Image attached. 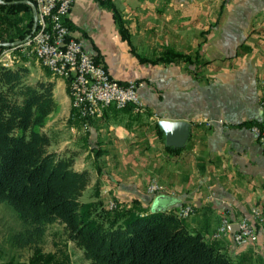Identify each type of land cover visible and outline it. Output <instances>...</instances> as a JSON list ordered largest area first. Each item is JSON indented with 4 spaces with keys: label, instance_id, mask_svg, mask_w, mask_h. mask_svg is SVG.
<instances>
[{
    "label": "crops",
    "instance_id": "obj_1",
    "mask_svg": "<svg viewBox=\"0 0 264 264\" xmlns=\"http://www.w3.org/2000/svg\"><path fill=\"white\" fill-rule=\"evenodd\" d=\"M106 1L74 0L67 25L113 79L143 83L146 112L111 107L88 119L85 129L73 115L65 80L26 63L30 83L54 84L58 111L43 129L50 152L72 157L75 171L89 173L81 197L87 195V202L114 199L126 208L137 205L142 215L153 207L175 212L192 205L194 214L185 220L190 232L210 241L224 216L237 231L254 206L264 210V150L252 131L263 121L264 0H111L129 41ZM22 2L34 18L31 2ZM30 18L0 9V39L18 40ZM167 49L191 61L151 62ZM163 116L191 123L183 147L167 146L158 124ZM202 120L213 125H200ZM152 181L166 191L150 194ZM232 234L216 245L237 262L255 258L252 245L236 246Z\"/></svg>",
    "mask_w": 264,
    "mask_h": 264
},
{
    "label": "trees",
    "instance_id": "obj_2",
    "mask_svg": "<svg viewBox=\"0 0 264 264\" xmlns=\"http://www.w3.org/2000/svg\"><path fill=\"white\" fill-rule=\"evenodd\" d=\"M1 1L5 4L0 9L7 14L24 11L31 18L26 34L18 40L1 38L0 44L23 41L33 30L32 7L23 0ZM104 4L129 41L116 6L111 0ZM181 60L190 62L191 57L167 49L151 62ZM30 74L26 64L0 66V204L13 209L21 222L23 231L12 237V243L32 251L28 264H68L65 257L59 260L40 247L47 227L55 223L63 226L67 241L82 251L89 264H240L202 234L190 232L185 220L173 212L142 215L134 204L113 213L107 226L98 222L92 215L97 203L81 202L89 173L75 171L72 157L49 150L50 139L43 129L58 111L54 84H32Z\"/></svg>",
    "mask_w": 264,
    "mask_h": 264
},
{
    "label": "built area",
    "instance_id": "obj_3",
    "mask_svg": "<svg viewBox=\"0 0 264 264\" xmlns=\"http://www.w3.org/2000/svg\"><path fill=\"white\" fill-rule=\"evenodd\" d=\"M37 8L35 32L31 39L32 51L29 55L48 68L51 74L65 79L70 96L75 103L76 116L84 122L90 118L100 117L110 107L125 109L131 107L135 113H144L146 106L139 95L143 84L136 80L121 83L113 79L106 68L87 52L80 40L73 37L66 24L74 0H34ZM3 54L0 63L12 67L16 57ZM262 84H264L262 82ZM263 125L253 127L264 149V94L260 98ZM160 188L154 182L148 192L154 193ZM181 218H187L193 209L186 206L179 210ZM264 220V218H262ZM230 223L223 220L218 231L212 236L219 239L230 231ZM238 230L232 235L239 246L252 245L257 242L255 229L245 220L238 224ZM246 245V246H247Z\"/></svg>",
    "mask_w": 264,
    "mask_h": 264
},
{
    "label": "rangeland",
    "instance_id": "obj_4",
    "mask_svg": "<svg viewBox=\"0 0 264 264\" xmlns=\"http://www.w3.org/2000/svg\"><path fill=\"white\" fill-rule=\"evenodd\" d=\"M2 4H4V3H2ZM73 4H72V6H73ZM31 5H33L35 7L36 17L34 16V18H33V30L29 34V36H28L29 38H27L26 40H23V41H19V42H11V43L6 42L4 44H0V47H3L2 49H0V57L3 54H6V55H9V57H11L12 59H14L13 57L18 58L15 61V63H13L14 65L12 67H9V68H14L16 66L26 64V63L31 65V63H33V62H37L35 57L29 55L28 48L26 49L23 47V45L25 43H27V40L31 39L33 37L34 32H35L34 27H35V22H36L37 16H38L37 15L38 10L36 8L35 1H34V4L31 3ZM119 14H120V12H119ZM120 17H121L122 23L124 24L126 33L128 34V37H129L130 34L128 32V28H126V21L123 19V16L121 14H120ZM66 24H67V18H66ZM68 28L70 29L69 26H68ZM70 31H71V29H70ZM24 57L27 59L26 62L23 61ZM95 60H96V58H95ZM0 64H2V63H0ZM38 65L41 68H43L47 73L49 72L48 68H46L45 66H41L39 63H38ZM51 75L53 77H56V78L64 79L63 77H59L56 74H51ZM67 89H68V87H67ZM68 92L70 95V91H68ZM263 94H264V91H263L262 95ZM70 98H71V105H72V109H73V115L76 119H79L76 116L75 105L73 103L72 97L70 96ZM112 108H115V107H112ZM140 114H143V113H140ZM262 117H263V115H262ZM79 120H81V119H79ZM81 121H83V120H81ZM86 122L87 121H85L83 123V126L85 129H87V123ZM219 122L224 124V122L221 120ZM198 123L200 125L204 124L207 127H211L213 125V122L210 120H202V121H199ZM262 125H263V121L261 124L255 125L253 127H261ZM258 141H259V137H258ZM153 182L155 184H157L160 189L154 193L149 192L150 194L158 195V194H162L166 191L164 186L158 184L157 181H152L148 185V188ZM148 188H147V190H148ZM87 200H88L87 195L85 197H83V199L81 198L82 203H97L95 205V207H93V209H92V215L95 219L98 220V222L103 223L105 226H107L110 223V221L113 219L112 214L117 212V210H120L121 207L123 206L122 203H120L119 201L114 200V199H112L110 201H100V202H98V201L97 202H87ZM186 206H191L193 209V212L187 217V218H189L191 215L194 214V207L192 205H185V206L181 207L179 210H181L182 208H184ZM129 208H131V207H129ZM179 210H177L173 213L176 214L180 219L186 220L187 218H181V212ZM262 218H264V210L260 206H254L251 210V219L242 218L237 222V226H238V224L242 220H245L248 224H250L251 227H253L255 229L254 231H255V234L257 236V242L252 244V249L254 250L253 255H255V258L252 257L249 260L241 259V261L239 262L240 264H264V220ZM223 220H228V223H230V225H231L230 231L227 234L222 235L219 239L215 240L212 238V236L218 231ZM233 224L234 223L230 221V218L228 216H224L220 222L218 229L212 234L210 242L217 244L218 243L217 241L221 240L225 236H228L231 232V228H232ZM22 231H23V227L21 225V222H20L17 214L14 212V210L5 204H0V264H28L29 263L30 258L32 256V251L29 248H25V249L18 248L16 246H14L12 243V237L14 235L19 234ZM260 233L263 234V239H262L261 243H259V239L261 237ZM24 237H26V236H24ZM15 240L18 242L20 241V239H17V238H15ZM232 240H233V238H232ZM233 242H234V240H233ZM234 244H235V242H234ZM235 245L239 246L237 244H235ZM246 245H243V246L241 245L239 247H246ZM247 246H250V245H247ZM40 247L42 248L43 252L46 254H48V253L56 254L57 257L59 258V260H61L65 257L68 264H89V262L84 258L82 251L80 249H78L72 242L67 241V239L64 235L63 226L59 223H55V224L49 225L47 227V233H46V236L44 238V242L40 245ZM261 247H262V249L260 250L259 248H261ZM259 251H261V252H259Z\"/></svg>",
    "mask_w": 264,
    "mask_h": 264
},
{
    "label": "water",
    "instance_id": "obj_5",
    "mask_svg": "<svg viewBox=\"0 0 264 264\" xmlns=\"http://www.w3.org/2000/svg\"><path fill=\"white\" fill-rule=\"evenodd\" d=\"M0 3L4 2L0 0ZM33 11L34 16L36 17V10L34 6ZM181 123L183 124L181 128L177 129L174 134H169L168 136H166L167 146L181 148L186 144L190 135L191 123L185 121H181ZM231 231L233 233L235 232L233 228H231Z\"/></svg>",
    "mask_w": 264,
    "mask_h": 264
},
{
    "label": "clouds",
    "instance_id": "obj_6",
    "mask_svg": "<svg viewBox=\"0 0 264 264\" xmlns=\"http://www.w3.org/2000/svg\"><path fill=\"white\" fill-rule=\"evenodd\" d=\"M158 124L165 134V136H168L169 134H174L175 131L182 127V123L179 119L171 117V116H163L158 120ZM157 210L156 207H153V212L155 213Z\"/></svg>",
    "mask_w": 264,
    "mask_h": 264
},
{
    "label": "bare ground",
    "instance_id": "obj_7",
    "mask_svg": "<svg viewBox=\"0 0 264 264\" xmlns=\"http://www.w3.org/2000/svg\"><path fill=\"white\" fill-rule=\"evenodd\" d=\"M23 47L26 48V49L28 48V52L32 51V42L31 41H27V43H25L23 45ZM1 65H3L6 68H9L8 63H2ZM73 103H74V100H73ZM74 105H75V103H74Z\"/></svg>",
    "mask_w": 264,
    "mask_h": 264
}]
</instances>
